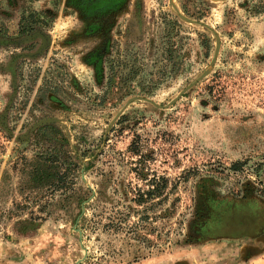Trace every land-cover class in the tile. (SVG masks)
Here are the masks:
<instances>
[{"label": "rangeland", "instance_id": "obj_1", "mask_svg": "<svg viewBox=\"0 0 264 264\" xmlns=\"http://www.w3.org/2000/svg\"><path fill=\"white\" fill-rule=\"evenodd\" d=\"M93 1L0 0V264H264V0Z\"/></svg>", "mask_w": 264, "mask_h": 264}, {"label": "trees", "instance_id": "obj_2", "mask_svg": "<svg viewBox=\"0 0 264 264\" xmlns=\"http://www.w3.org/2000/svg\"><path fill=\"white\" fill-rule=\"evenodd\" d=\"M236 167H238V166H236ZM35 172H36V175H39V174H41V173H44L43 176L45 175V178H46V176H50V177H52V176L56 177V176H57L58 179H60V176H59V174H58L57 172H56V174H55V173L52 174V173H50L51 171L47 170L46 168L36 169ZM47 172H48L50 175H47ZM155 180H156V179H155ZM155 180H154V182H155ZM162 181L165 182V181H166L165 178H162ZM155 184H156V186H153V187H151V188H149V189L147 190L146 195H147L148 197H149V196L152 197V196H154V195H156V194H160L161 191H163L162 187H158V184H159V183L155 182ZM139 196H140L141 199L144 198V194H139Z\"/></svg>", "mask_w": 264, "mask_h": 264}, {"label": "flooded vegetation", "instance_id": "obj_3", "mask_svg": "<svg viewBox=\"0 0 264 264\" xmlns=\"http://www.w3.org/2000/svg\"><path fill=\"white\" fill-rule=\"evenodd\" d=\"M120 2L121 0H95L90 4L91 9L93 8H102V7H107L108 5L114 4V2ZM112 2V3H111Z\"/></svg>", "mask_w": 264, "mask_h": 264}, {"label": "water", "instance_id": "obj_4", "mask_svg": "<svg viewBox=\"0 0 264 264\" xmlns=\"http://www.w3.org/2000/svg\"><path fill=\"white\" fill-rule=\"evenodd\" d=\"M52 121V119H46V120H42L40 121L38 124H36L35 126L39 125V124H42V123H45V122H50Z\"/></svg>", "mask_w": 264, "mask_h": 264}]
</instances>
